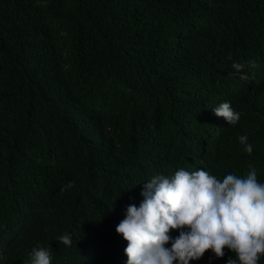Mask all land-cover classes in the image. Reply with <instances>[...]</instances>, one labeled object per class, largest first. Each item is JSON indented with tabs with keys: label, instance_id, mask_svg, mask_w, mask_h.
I'll return each instance as SVG.
<instances>
[{
	"label": "trees",
	"instance_id": "1",
	"mask_svg": "<svg viewBox=\"0 0 264 264\" xmlns=\"http://www.w3.org/2000/svg\"><path fill=\"white\" fill-rule=\"evenodd\" d=\"M179 168L264 182V0H0V264H127L116 226Z\"/></svg>",
	"mask_w": 264,
	"mask_h": 264
},
{
	"label": "clouds",
	"instance_id": "2",
	"mask_svg": "<svg viewBox=\"0 0 264 264\" xmlns=\"http://www.w3.org/2000/svg\"><path fill=\"white\" fill-rule=\"evenodd\" d=\"M244 67L233 64L237 70ZM212 111L231 125L241 118L231 101ZM239 140L247 152L253 151L247 134ZM141 195L139 205L129 204L116 226L128 242L127 264H191L209 250L223 258L226 249L235 253L226 264H259L264 255V182L255 168L246 176L229 172L223 178L204 168L192 172L179 168L170 175H153ZM173 229L179 234L173 236ZM57 240L72 244L70 234ZM3 256L0 250V259ZM25 264H52L51 253L45 247L34 248Z\"/></svg>",
	"mask_w": 264,
	"mask_h": 264
}]
</instances>
